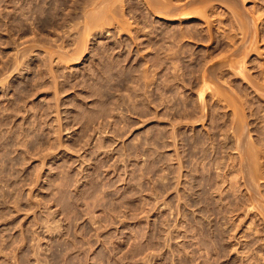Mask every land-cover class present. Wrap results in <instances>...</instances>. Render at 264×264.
<instances>
[{
    "label": "rangeland",
    "instance_id": "obj_1",
    "mask_svg": "<svg viewBox=\"0 0 264 264\" xmlns=\"http://www.w3.org/2000/svg\"><path fill=\"white\" fill-rule=\"evenodd\" d=\"M161 2L0 0V264H264V0Z\"/></svg>",
    "mask_w": 264,
    "mask_h": 264
},
{
    "label": "bare ground",
    "instance_id": "obj_2",
    "mask_svg": "<svg viewBox=\"0 0 264 264\" xmlns=\"http://www.w3.org/2000/svg\"><path fill=\"white\" fill-rule=\"evenodd\" d=\"M148 1V3L149 4H151V5H155L156 3H158V2H161V1H159V0H147ZM156 1V2H155ZM170 1H171V3H173L172 2V0H165V1H163V2H161L162 3V5H163V7H164V9L166 10V11H169V12H171V11H173V12H175V10L178 8V7H172V6H170ZM180 1V0H179ZM194 1H197V0H190V3L191 2H194ZM155 3V4H154ZM175 3H176V1H175ZM196 3V2H195ZM203 3V2H202ZM185 4V3H184ZM160 5V4H159ZM176 5H178V4H176ZM204 6V5H203ZM205 6H207V5H205ZM157 7V6H156ZM195 7V6H194ZM154 8V7H153ZM205 8V7H204ZM209 7L207 6V9H208ZM161 9H163V8H161ZM191 9V8H190ZM200 9V8H199ZM198 9V10H199ZM203 9V8H202ZM210 9V8H209ZM189 11V10H188ZM200 11V10H199ZM210 11V10H209ZM228 11V10H227ZM194 12V11H193ZM231 12V11H230ZM195 13V12H194ZM196 13H197V11H196ZM176 14V13H175ZM201 14V13H200ZM186 15V17H187V14H185ZM184 15V16H185ZM188 15H191V13L190 14H188ZM175 16V15H174ZM196 17V16H195ZM182 19V18H181ZM205 20H207V19H205ZM209 20V19H208ZM201 26V25H200ZM234 26V25H233ZM237 26V25H236ZM245 26V25H244ZM248 26H249V24H248ZM202 28V27H201ZM181 29V28H180ZM186 29V28H185ZM189 29V28H188ZM187 29V30H188ZM191 29V28H190ZM196 29V28H195ZM240 29H241V27H240ZM192 30H194V29H192ZM192 30H190V31H192ZM201 30V29H200ZM194 31H198V30H194ZM171 32V31H170ZM199 32V31H198ZM211 32V31H210ZM243 32V31H242ZM176 33V32H175ZM177 33H178V31H177ZM185 33V32H184ZM185 34H187V33H185ZM202 34V33H201ZM196 35H197V33H196ZM206 35V34H205ZM209 36V35H208ZM175 37V36H174ZM203 37V36H202ZM205 37V36H204ZM173 38V37H172ZM176 38V37H175ZM167 39V38H166ZM180 42V41H179ZM172 43H174V42H172ZM176 43V42H175ZM172 45V44H171ZM167 49V48H166ZM169 49V48H168ZM179 50V49H178ZM184 51V50H183ZM78 55V54H77ZM76 55V56H77ZM176 55V54H175ZM174 55V56H175ZM178 57V56H177ZM212 61V60H211ZM242 61V60H241ZM243 63V62H242ZM206 64V63H205ZM221 64V63H220ZM236 64H238V63H236ZM236 64H235V67L234 68H236ZM239 65V64H238ZM240 65H241V67H242V65L243 64H241V62H240ZM239 65V66H240ZM244 66V65H243ZM221 67V66H220ZM232 67V66H231ZM238 67V66H237ZM241 67H239V69H237V70H240V68ZM201 68V67H200ZM210 68V67H209ZM211 69H212V67H211ZM211 69L210 70H208V71H210L211 72ZM241 69H243V68H241ZM216 71V70H215ZM209 72V73H210ZM238 72V71H237ZM239 72H241V71H239ZM211 74H212V72H211ZM178 76V75H177ZM217 77H219V76H217ZM206 84V83H205ZM205 86V85H204ZM207 86V85H206ZM213 87V86H212ZM212 89V88H211ZM180 90V89H179ZM201 92V91H200ZM208 92V91H207ZM215 92V91H214ZM200 94V93H199ZM201 95V94H200ZM236 127V126H235ZM238 142V141H237ZM248 144V143H247ZM240 146V145H239ZM249 149V148H248ZM239 150H242V149H239ZM244 150V149H243ZM246 150V149H245ZM241 152H244V151H241ZM245 153V152H244ZM251 153V152H250ZM249 153V154H250ZM247 154V153H246ZM245 154V155H246ZM244 155V154H243ZM254 158V157H253ZM255 159V158H254ZM243 160V159H242ZM249 161V160H248ZM251 161V160H250ZM251 163V162H250ZM254 164V163H253ZM248 167H249V171L247 172V173H249L250 175H248V176H250V178H251V176H252V178H253V180H254V178L255 177H253V167H252V165L251 166H249L248 165ZM250 167H252V168H250ZM255 168V167H254ZM251 170H252V172H251ZM256 172V171H255ZM251 178V179H252ZM257 192V191H256Z\"/></svg>",
    "mask_w": 264,
    "mask_h": 264
}]
</instances>
